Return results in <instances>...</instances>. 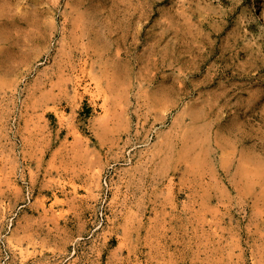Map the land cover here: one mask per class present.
Segmentation results:
<instances>
[{"label":"rangeland","instance_id":"rangeland-1","mask_svg":"<svg viewBox=\"0 0 264 264\" xmlns=\"http://www.w3.org/2000/svg\"><path fill=\"white\" fill-rule=\"evenodd\" d=\"M254 6L0 0V264H264Z\"/></svg>","mask_w":264,"mask_h":264},{"label":"bare ground","instance_id":"bare-ground-1","mask_svg":"<svg viewBox=\"0 0 264 264\" xmlns=\"http://www.w3.org/2000/svg\"><path fill=\"white\" fill-rule=\"evenodd\" d=\"M250 12L253 14V16H254L255 19H258L260 17L263 20V25H264V18H263L262 15H258L260 13H258V10H256V7L255 6L254 7H250ZM261 29L263 30L264 27L261 26Z\"/></svg>","mask_w":264,"mask_h":264}]
</instances>
